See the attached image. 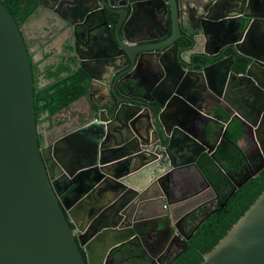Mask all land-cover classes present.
I'll return each mask as SVG.
<instances>
[{
    "label": "water",
    "instance_id": "95a60500",
    "mask_svg": "<svg viewBox=\"0 0 264 264\" xmlns=\"http://www.w3.org/2000/svg\"><path fill=\"white\" fill-rule=\"evenodd\" d=\"M38 1L61 9L72 26L74 65L87 75V88L49 116L59 124L42 133L24 29L0 0V264H106L113 249L138 236L140 223L157 220L162 231L182 222L199 204L192 194L175 197L174 173L197 167L203 153L212 156L226 130L222 124L210 142L206 108L229 113L226 124L238 120L259 146L257 165L237 180L229 175L233 190L264 168V46L262 36L251 37L264 14L246 13L250 0L209 1L202 23L181 26L184 34L180 0H162L159 9L157 0H90L86 12L102 6L116 16L113 26L98 12L107 26L101 46L78 38L86 35L83 19H68L69 0ZM137 26L151 34L135 45ZM181 35L183 46L175 42ZM100 47L102 60L90 55ZM222 96L228 105L218 104ZM41 136L60 162L58 176ZM58 148L67 151L65 162ZM210 213L189 235L178 229L180 239L189 240ZM200 264H264V190Z\"/></svg>",
    "mask_w": 264,
    "mask_h": 264
},
{
    "label": "flooded vegetation",
    "instance_id": "af4514ba",
    "mask_svg": "<svg viewBox=\"0 0 264 264\" xmlns=\"http://www.w3.org/2000/svg\"><path fill=\"white\" fill-rule=\"evenodd\" d=\"M29 1H32V3L34 4V9L29 14L27 19L22 24H20V28L24 29V25L28 26L27 32L24 29V35L26 37V41L28 45V52L30 53V57L32 59L33 74L36 75L37 73L35 64H36V60L39 59L38 56H41L42 58L40 61L44 60L47 57L51 63L53 64L58 63L60 59V56L58 55L60 53L58 54V53L52 52V55L49 56L45 54V51L48 50L47 48H50V47L52 48L56 42L58 41L60 42V39L57 37V34L53 32L52 28L56 27V25H62V24L64 25L62 30L65 31L68 28V31L66 30L67 31L65 32L66 37L65 39H63V41L62 40L61 41L63 42V44H66V45L70 44L69 45L70 47L68 46L64 48V50L61 51L64 53V57H66V61L70 65V70H69L70 73L68 74L66 73V76L72 73L78 72V71H82L85 74V72L80 67H77L74 65V63L77 62V55L75 52L76 50L73 47V43L75 44V42H73V34L70 32V29L72 26L69 24H66V22L62 19L66 17L62 16L63 12L60 11L61 9H58L57 12H53L47 7L40 5V2L38 0H29ZM69 1L73 5L69 6V9L67 8L68 11L66 12V16L69 17L68 19H72V20H79L80 18L83 19V24L81 26L86 32V35L85 34L81 35V33L78 32V38L84 41L86 40L96 41L95 45L100 44L101 46L103 43L102 39L105 37L104 32L106 31L107 26L103 24L100 14L103 15L104 13L106 16L107 23L112 22L113 26L115 25L116 16L112 14L111 12L107 11L102 6L101 8H98L97 11L94 10L96 11L95 16H94V13H95L94 11L86 12L85 9L90 7L89 5L91 4L90 0H69ZM180 1L181 3H179V5L177 6L178 23L180 24V27H179L180 33L184 34L182 27L183 28H188L190 26L196 27L202 23L201 17L206 9V6L211 0H180ZM24 4H26V2H24ZM162 4H163L162 0H157L154 5L157 6V8L159 9ZM257 6H259L261 9L259 10L258 8H256ZM229 10H231V8ZM45 11L50 12V19L45 18L46 24L45 26H43L44 28H41V33L39 34L38 30L32 31L30 27L33 24L32 22L35 19H37V17L43 16ZM101 11H103V13H98ZM76 12H78V15H76ZM257 12L259 14L260 13L264 14V0H250L249 1V6L247 7L246 13L254 14ZM148 16H151V15H148ZM142 21L143 22L147 21V18L146 17L143 18ZM227 24L228 22H226L225 26ZM97 25L99 26L98 27L99 37L98 35H95V32L93 33ZM228 25L232 26L233 22L229 23ZM45 27H48L49 29L46 30ZM139 29L140 27L137 26V29L132 35V37L136 41L135 45L139 43H144V42H138V40L142 38L141 33L138 32ZM154 34H157V32H154ZM175 42H177L179 46H183L185 44V39L181 35L178 37V39ZM77 48L82 52L83 55L87 54L88 56L89 51L85 52L84 49L81 47V45H78ZM93 52L94 54H90V55L98 56L99 57L98 60H102L101 58H102L103 51L101 47L98 49L94 48ZM42 68L43 70L41 71V74H45V71H47L48 68H46V66H43ZM85 77H87L86 74H85ZM141 93H143V91H141ZM37 122L39 124L40 129H42L41 130L42 133L44 130H48L50 125L56 126L59 124V120L57 118L50 117L49 119V116L47 115V113L40 116L37 119ZM250 135H251V138L253 139L252 140L253 141V151H251L250 155H248V163L243 166L238 176L234 175L235 176L234 178L236 180L243 174L249 172L250 169L253 168L255 165H257L258 161L260 160L261 154H260L259 146L256 143V140L251 132H250ZM50 138H52V135L50 136ZM39 142L43 149L44 158L48 159V165L53 164L55 176L60 175L61 171L58 169L60 168V164L56 160L51 158V151L46 148L45 143H44L45 140L43 136L39 138ZM188 195H185V196H188ZM211 200L213 199L210 198V196L206 197L205 202L198 205L196 210L198 214L202 216V218L207 213L211 212L210 209L212 208L211 206L213 205V204L212 205L209 204ZM185 220L186 218L183 219L182 222H179V223L177 222L176 223L177 225H175L174 223H170V226L166 225L162 231H156L157 220L153 219L147 222L140 223V225L136 228V232L138 233V236L132 239L133 242L130 241V245L136 248V250L134 249L135 252L132 251L131 254L123 255V254H120L121 250L115 251L117 250V248H115L111 251V253H109V257L107 259L106 264H136L138 263L137 259L141 257L140 256L141 254H144V256L146 257V260L138 264H169L171 260L177 254L182 252L181 250L186 244L185 242L187 241L184 238H182V240H185L184 242L180 239L181 235L178 229H180V231H182V233H184L185 236H187L189 235L190 231L198 225V223L195 226H194V223L191 225H188ZM160 222H165V220L162 219L160 220ZM136 251H139V253H137Z\"/></svg>",
    "mask_w": 264,
    "mask_h": 264
},
{
    "label": "trees",
    "instance_id": "16d2710c",
    "mask_svg": "<svg viewBox=\"0 0 264 264\" xmlns=\"http://www.w3.org/2000/svg\"><path fill=\"white\" fill-rule=\"evenodd\" d=\"M2 2L18 26L27 19L34 9V4L29 0H2ZM60 70L49 73V75L57 76ZM33 78L34 107L37 119L46 113L48 116L53 115L79 97L87 88L86 77L82 71L72 73L44 88L36 86V75L33 74ZM224 114L218 113V116L222 121L227 122L229 117ZM220 126V123L217 122L210 125L209 130L212 136L216 135ZM242 135L243 128L240 122L233 119L227 123L225 134L220 139L213 155L203 153L199 157L197 167L215 193V197L209 203L213 204L210 211L214 209L215 211L209 212L207 218L185 242V249L171 264H200L203 254L213 248L264 190V168L242 186L233 190L234 184L229 175L237 172L244 163V153L238 143ZM222 203L224 205L220 208ZM201 219L202 216L196 210L191 212L185 221L188 225L194 223L195 226ZM134 249L136 250L129 242L118 246L115 251L121 250L120 254L128 255L132 251L135 252ZM136 252L139 253V251ZM140 256L137 261L145 258L144 254Z\"/></svg>",
    "mask_w": 264,
    "mask_h": 264
},
{
    "label": "crops",
    "instance_id": "0c3cea01",
    "mask_svg": "<svg viewBox=\"0 0 264 264\" xmlns=\"http://www.w3.org/2000/svg\"><path fill=\"white\" fill-rule=\"evenodd\" d=\"M48 10V9H46ZM49 18L50 19V12L49 11H45L44 15L41 17H37V19H35L32 23L31 30L32 31H39V34L41 33V28H44L43 26H45L46 24V19ZM48 22V21H47ZM49 24V23H48ZM63 24L62 25H56V27L52 28L53 32L57 34V37L60 39V42H56L55 45L51 48H47L48 50L45 51V54L51 56L52 52L53 53H60L58 56H60V59L58 61V63L53 64L51 63L48 58L46 57L44 60L40 61L42 58L41 56H38L39 59L38 62L36 60V86L38 88H44L47 86H50L51 84L55 83L56 81L66 77V73H70V65L68 64V62L66 61V57H64V53L61 52L62 50H64V48L68 47L70 44L66 45L63 44V39H65L66 37V33L68 31V28L64 31L63 29ZM24 29L27 32L28 30V26L24 25ZM46 30H48V27H45ZM155 30V29H153ZM70 32L72 33V30L70 29ZM139 33H141L142 38L145 37H149L151 34V31L147 30L145 27H140ZM254 34L252 36H257V37H261L263 38L262 41V46H264V24H262L261 22L258 23L257 28L255 29V32H253ZM62 40V41H61ZM257 42V40H256ZM261 44V43H260ZM70 47V46H69ZM43 66H46V68H48L47 71H45V74H41V71L43 70ZM68 68V70H65V68ZM58 69H61L58 73L57 76L54 75H49V73H52L54 71H57ZM217 71V70H216ZM208 76L212 77L214 74L213 68L212 70L210 69V71H208ZM150 81L146 82V85L149 86L150 84L148 83ZM226 99L229 98V96H225ZM225 98L220 97L218 98V104L220 105H228L226 103ZM230 99V98H229ZM210 114L209 116L213 119H211L210 121V125L214 122L217 121V123H220V125H226V122L222 121L221 118L218 116V113H225L224 115H227L228 117H230L229 113L223 111L222 109L218 108V107H213V108H206L204 109V113L203 114ZM205 119H208L206 116H204V118H202V120L205 121ZM229 119V118H228ZM216 120V121H214ZM243 135L241 137V139L239 140V145L243 150L244 155H250L251 151H253V139L251 138L250 135V131L248 127H244L243 128ZM210 137L211 140L210 142L212 143L214 141L215 136L210 133ZM218 145V144H217ZM216 145V147H217ZM216 149V148H215ZM58 156L60 157L61 160L65 159L67 154H66V150L64 148H58ZM58 157V159H59ZM64 162H61L62 164L66 165ZM60 163V162H59ZM244 164L242 165V167L237 171L234 172L230 175H232L233 177H235L236 175L238 176V174L240 173V170L243 168ZM235 175V176H234ZM171 187L173 190V194L175 195L176 198L178 197H183V195H188V194H192V198L194 200L195 203L201 204L203 202H205L206 197H209L211 192L209 191V189L206 186L205 183V179L203 177V175L200 173L198 167L194 166V165H190L188 167H184L182 169H180L179 171H177L176 173H174V179L172 180L171 183ZM211 198V197H210ZM213 199V198H212ZM81 216V214H79Z\"/></svg>",
    "mask_w": 264,
    "mask_h": 264
},
{
    "label": "rangeland",
    "instance_id": "374dc122",
    "mask_svg": "<svg viewBox=\"0 0 264 264\" xmlns=\"http://www.w3.org/2000/svg\"><path fill=\"white\" fill-rule=\"evenodd\" d=\"M146 260V257L143 259V260H141L140 262L139 261H137L138 263H142L143 261H145ZM138 263H136V264H138Z\"/></svg>",
    "mask_w": 264,
    "mask_h": 264
}]
</instances>
